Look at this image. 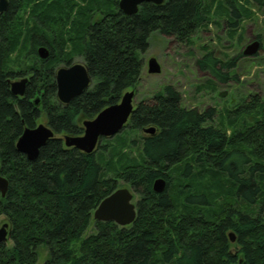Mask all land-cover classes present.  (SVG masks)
<instances>
[{"label": "trees", "instance_id": "1", "mask_svg": "<svg viewBox=\"0 0 264 264\" xmlns=\"http://www.w3.org/2000/svg\"><path fill=\"white\" fill-rule=\"evenodd\" d=\"M242 1L264 7V0L221 2L230 31L246 13ZM118 2L8 0L0 16V175L8 181L0 216L9 225L0 264H37L41 248L43 264H264V102L256 96L234 109L240 118L227 112L226 123H216L214 108H187L166 85L139 101L123 130L92 153L65 146L64 136L83 134L84 120L136 90L138 53L153 32L189 40L218 4L164 0L126 16ZM40 47L48 49L45 60ZM76 57L91 84L62 104L55 74ZM238 57L222 62L206 52L196 65L224 82L235 74L221 70ZM21 77L29 81L16 97L10 83ZM40 122L54 136L29 161L16 142ZM149 127L153 134L144 133ZM158 178L162 193L153 190ZM121 187L137 197L133 224L95 221L99 203ZM91 224L95 234L83 238Z\"/></svg>", "mask_w": 264, "mask_h": 264}, {"label": "rangeland", "instance_id": "2", "mask_svg": "<svg viewBox=\"0 0 264 264\" xmlns=\"http://www.w3.org/2000/svg\"><path fill=\"white\" fill-rule=\"evenodd\" d=\"M223 1L218 0L210 22L201 26L189 40L178 41L157 32L150 35L147 50L138 53L142 71L136 90H132L134 106L139 101L147 100L153 94L163 91L166 85H172L181 94L182 105L187 108H214L216 123L220 120L226 123L224 119L227 112H230L231 118H240V115H234V109L237 106L252 105L250 99L254 96L259 104L264 102V7L259 8L258 5L242 1L246 13L236 30L230 31L228 18L221 14ZM257 36L261 42L258 53L250 57L243 56L246 45ZM206 52H212L222 62L240 56L234 67L221 70L222 74H235V78L228 77L222 82L211 77L209 72L201 70L196 61ZM151 58L156 59L160 65L159 74L148 73L147 63ZM73 63H82L81 57H76ZM255 109L257 108L254 107L253 110ZM245 115L242 116L245 118ZM127 189L133 194L132 203L136 206L135 193L130 188ZM4 223H7L5 218L0 216V228ZM92 234H95L93 224L85 231L83 238ZM39 251L37 264H43L47 259L46 250L41 248Z\"/></svg>", "mask_w": 264, "mask_h": 264}, {"label": "water", "instance_id": "3", "mask_svg": "<svg viewBox=\"0 0 264 264\" xmlns=\"http://www.w3.org/2000/svg\"><path fill=\"white\" fill-rule=\"evenodd\" d=\"M164 0H119L118 9L126 16L135 15L138 7L143 3L161 5ZM8 7V0H0V16ZM260 50V42L254 40L244 48L242 55L245 57L254 56ZM39 59L45 60L48 57V49L40 47L37 50ZM149 74H159L160 65L157 60L151 58L147 63ZM28 78H20L10 83V92L16 97H22ZM56 97L62 104H68L74 98L86 91L91 78L83 63H72L68 66L59 67L55 74ZM134 91H127L120 101L114 105L101 110L93 119L84 120L82 123L83 134L80 136H64L66 147H73L86 154L92 153L103 138H113L119 134L134 111ZM39 106V99L35 100ZM153 127L145 128L144 133L153 134ZM54 136V132L45 124H38L35 128H26L16 142V149L29 161L37 158L39 149ZM8 188V181L0 175V194L5 196ZM155 193H162L165 190V180L158 178L153 183ZM133 194L127 188H119L104 198L93 212V219L99 222H114L118 226L125 227L133 224L136 218V206L132 203ZM9 237L8 224L0 228V245L6 243ZM231 241L233 235L229 234Z\"/></svg>", "mask_w": 264, "mask_h": 264}, {"label": "flooded vegetation", "instance_id": "4", "mask_svg": "<svg viewBox=\"0 0 264 264\" xmlns=\"http://www.w3.org/2000/svg\"><path fill=\"white\" fill-rule=\"evenodd\" d=\"M257 40V37H253L252 41ZM260 42V41H259ZM260 47H261V42H260ZM21 78H28V77H21ZM20 79V78H19ZM18 80V79H17ZM29 81V78H28ZM5 224V223H4ZM8 224V223H7ZM2 227V226H1ZM8 232H9V225H8ZM9 238V237H8Z\"/></svg>", "mask_w": 264, "mask_h": 264}]
</instances>
